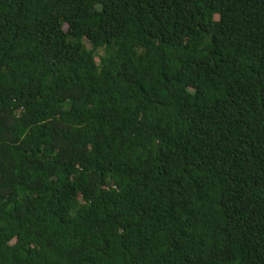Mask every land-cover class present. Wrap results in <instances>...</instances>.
I'll return each instance as SVG.
<instances>
[{
	"label": "trees",
	"instance_id": "1",
	"mask_svg": "<svg viewBox=\"0 0 264 264\" xmlns=\"http://www.w3.org/2000/svg\"><path fill=\"white\" fill-rule=\"evenodd\" d=\"M0 264H264V0H0Z\"/></svg>",
	"mask_w": 264,
	"mask_h": 264
},
{
	"label": "rangeland",
	"instance_id": "2",
	"mask_svg": "<svg viewBox=\"0 0 264 264\" xmlns=\"http://www.w3.org/2000/svg\"><path fill=\"white\" fill-rule=\"evenodd\" d=\"M87 46H89V44H87ZM98 60V58H96Z\"/></svg>",
	"mask_w": 264,
	"mask_h": 264
}]
</instances>
